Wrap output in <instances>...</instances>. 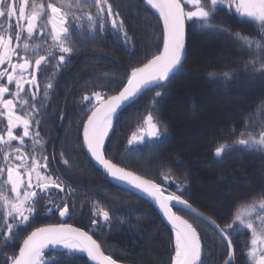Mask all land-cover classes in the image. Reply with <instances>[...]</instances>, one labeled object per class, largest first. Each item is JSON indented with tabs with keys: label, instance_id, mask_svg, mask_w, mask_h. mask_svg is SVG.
Returning <instances> with one entry per match:
<instances>
[{
	"label": "trees",
	"instance_id": "obj_1",
	"mask_svg": "<svg viewBox=\"0 0 264 264\" xmlns=\"http://www.w3.org/2000/svg\"><path fill=\"white\" fill-rule=\"evenodd\" d=\"M114 1L128 36L133 38L129 42L134 48H126L122 34L111 29L108 22L103 33L96 31L94 39L88 38V28L82 32L73 30L70 45L74 50L69 58L63 64L49 58L50 64L46 67L50 75L42 76V89L49 83L53 87L48 97L43 95V101L37 102L41 145L47 161L52 162L54 175L62 186L65 184L66 193L57 188L50 190L60 192L55 199L66 200L69 207L68 215L62 220H55V211L48 217L54 223L86 229L99 241L104 252L118 261L170 264L171 227L148 200L114 185L91 161L83 146L81 131L90 113L84 96L107 84L112 89L107 96L117 92L131 69L146 62L162 46L161 19L144 0ZM213 20L222 21L217 27L228 31L202 30L193 21H187V52L181 70L172 76L162 96L155 97L159 88H151L119 111L114 131L103 150L107 158L157 183L165 184L160 180L161 171L172 168L190 183L183 197L223 227L233 222L239 208L264 194V153L235 147L222 157L214 155L216 147L225 142L233 144L246 127L254 134L264 128V75L253 72L248 62L255 56L235 43L229 31L254 40L264 41V37L258 25L234 11L228 13L227 8L218 10ZM229 70L235 74L228 83L208 77L210 71ZM148 109H153L164 121L169 138L159 147L156 142L147 141L134 146L132 156L127 154L121 160L119 155L123 154L125 133H128L125 125L130 122L133 126ZM183 128L191 136L197 130L194 139L188 141L192 148L183 147L182 140L176 139ZM60 155L67 160L66 164L61 163ZM94 210H106L110 217L121 220L111 218L104 228L91 226ZM175 211L194 222L192 214L178 208ZM257 214L264 215L258 206ZM39 215L42 217V213L34 217L32 224L20 229L7 245L0 238V264H5L7 256L17 253L30 231L46 224ZM195 222L205 226L210 234L201 231ZM195 222L203 245L202 264H222L228 256L227 243L207 222L199 219ZM250 237V232L232 233L234 259L231 264H251L247 260ZM47 255H54L47 264H93L79 253L67 255L48 250Z\"/></svg>",
	"mask_w": 264,
	"mask_h": 264
},
{
	"label": "snow or ice",
	"instance_id": "obj_2",
	"mask_svg": "<svg viewBox=\"0 0 264 264\" xmlns=\"http://www.w3.org/2000/svg\"><path fill=\"white\" fill-rule=\"evenodd\" d=\"M144 3L159 13L163 22L162 46L159 47L146 63L139 67H133L127 76V82L116 95L107 96L106 93L94 92L91 96L85 95L84 101H94L89 108L91 115L83 123V141L91 157L101 165L107 175L120 182L127 183L133 188L151 197L159 206L164 216L172 225L175 235V251L171 257V264H202V245L197 227H194L195 219L211 224L214 229L227 242L228 260L225 264H231L234 256V244L232 233L245 231L251 233L250 247L247 251V260L251 264H264V215L257 214V206L260 212H264V194L251 202L244 204L233 215V222L221 227L212 217H205L202 212H198L188 200L183 199V189L177 185V191L165 195L161 183L145 179L132 171H128L117 166L104 154L105 138L109 130L113 127L117 110L124 104L134 102L144 90L159 88L161 91L155 93V97L162 95L171 80L173 74L178 73L185 58V23L193 21L196 26L204 30H212L218 33L228 31L218 28L213 17L218 10L225 7L227 12H235L236 15L253 22L259 26L260 33L264 37V0H144ZM17 12L16 2L8 3V0H0V20L5 16L9 19L16 17V24L13 28L9 24L7 29H3L0 24V66L7 63L8 67L0 68V117H6L7 127L4 134H0V153L3 155L4 165H0V238L5 245L16 235L19 230L29 226L40 199H45L42 194L48 193L51 188L63 191V187L58 178L54 179L47 175V157L37 155L35 146L41 145L39 131L32 132L30 127L33 123L39 124L35 119L39 113L36 107L38 100V75L43 66L47 65L49 58L54 53L48 51L46 55H40V44H31L34 39V32L39 29L41 33L44 28H40V22L47 17V23L51 25V40L53 46L62 53L58 60L62 64L66 61L64 54H71L72 47L67 43L73 29L69 27V17H75L77 21L86 18L88 23V38L94 39L98 30L103 33L107 27L106 21H111L114 31L123 33V38L127 41V32L124 31L123 21L120 20L118 12H114L109 0H54L45 6L43 3H32L30 11H26L28 0H19ZM95 8L93 15L90 11L84 12L83 16H75L73 8ZM119 21V23H117ZM22 22H26L22 23ZM75 28L83 31V25L77 24ZM8 32L7 38L3 34ZM25 32L27 35L25 36ZM234 42L247 49L255 59L249 61L253 72H260L264 75V41L254 40L241 33H235ZM24 40L22 49L19 44L13 48L12 41ZM21 51L24 53L21 55ZM30 53L32 55H30ZM18 62H13V56ZM32 56L34 66L31 63ZM22 61V62H19ZM259 64V67H256ZM247 68L248 65L246 64ZM10 69V70H9ZM25 73L28 75L26 76ZM235 73L231 70L222 73L210 71V79H221L225 83L230 82ZM6 77L7 82H4ZM15 85V90L11 85ZM28 85L26 90L25 85ZM36 86V92H32V86ZM53 85L47 84L44 88L45 96ZM27 92H31L32 109L25 111L24 115L18 114V106L25 109L29 100L25 98ZM12 98H5V96ZM107 97V98H105ZM144 124L147 129L141 128L134 132L129 138L128 144H142L149 138H159L161 135L160 125L156 122L151 112L145 117ZM23 128L22 135L16 134V129ZM247 133V135H245ZM235 133L233 132V135ZM6 136V138H5ZM28 137L33 142L31 155L25 153L21 155L25 146V138ZM13 141H18L19 146L13 147ZM240 147L250 152L264 153V128L258 134H254L245 128L240 137L233 144L221 143L214 155L222 157L224 152L230 148ZM10 149L11 151H6ZM19 161L20 163H14ZM41 160L44 162L41 163ZM67 163V161H65ZM44 169V172L41 171ZM7 174L6 180L3 179ZM35 178V183H33ZM170 180V173H162V182ZM10 186V187H9ZM181 194H177V193ZM178 210L190 213L194 217V222L189 223L181 215H177L174 207ZM47 211L52 213L58 211L60 217H65L69 212V207L58 204L47 207ZM255 216V218H253ZM99 217L107 223L110 221V214L101 210ZM257 220L259 223L257 224ZM92 225H98V220L93 219ZM62 247L67 255L77 252L86 253L88 258L95 264H117L110 255H106L101 245L93 239L87 231L77 227H72L64 223L49 224L44 227L34 228L20 243L18 252L7 256L5 264H47L44 260V250L48 247Z\"/></svg>",
	"mask_w": 264,
	"mask_h": 264
},
{
	"label": "rangeland",
	"instance_id": "obj_3",
	"mask_svg": "<svg viewBox=\"0 0 264 264\" xmlns=\"http://www.w3.org/2000/svg\"><path fill=\"white\" fill-rule=\"evenodd\" d=\"M13 2V0H8V3H12ZM15 2H16V7H17V12H18V9H19V6H20V4H19V0H15ZM49 2H54V0H28V5H26V11H30V6H31V4L32 3H35V4H41V3H43L45 6L47 5V3H49ZM72 2L74 3V0H72ZM109 2L112 4V8H113V11L114 12H118L119 13V16H120V20H122L123 21V18L121 17V15H120V9H119V6L115 3L116 1H114V0H109ZM148 6V5H147ZM149 7V6H148ZM150 8V7H149ZM226 8V7H225ZM150 9H152V8H150ZM72 11L75 13V16H83V13L84 12H91L93 15H95V13H96V9L93 7V10H91V9H88V8H83V9H81V8H73L72 9ZM152 11H154L153 9H152ZM234 11V10H233ZM155 12V11H154ZM160 18V17H159ZM84 20H86V18H84ZM16 22H17V20H16V17L14 16V17H12L11 19H9L7 16H5L2 20H0V24H2V26H3V29H7L8 28V26H9V24H11L12 26H13V28H14V26H15V24H16ZM109 23V27H111V21L110 20H108V21H106V23ZM124 22V21H123ZM192 22V21H191ZM22 23H25L26 24V22H22ZM82 24L83 25V28H88V23H87V20H86V23L83 21V20H80V21H77L76 19H75V17H69V27L70 28H72L74 31H77V30H79V29H77V28H75V25H77V24ZM117 23H119V21H117ZM124 24V23H123ZM98 26V25H97ZM124 26V25H123ZM40 28H44V32L43 33H41L40 31H39V29H37L35 32H34V39H32L31 41H29L31 44H36V43H39L40 44V51H39V54L40 55H46L47 54V52L48 51H51V52H53L54 54H57V56L56 55H54L53 57H51L52 59H56L57 61H56V63H60L59 62V60H58V57H59V55H61L62 53H60L59 52V49L57 48V47H54L53 46V42H52V40H51V31H52V29H51V25L50 24H48L47 23V17H44V19H43V21H41L40 22ZM111 29H112V27H111ZM97 31H98V28H97ZM124 31H126V29L124 28ZM155 32L154 33H156L158 30L155 28V30H154ZM73 32V31H72ZM100 32V31H99ZM115 32H117V31H115ZM88 33V32H87ZM96 33V32H95ZM119 33H121V32H119ZM4 35H5V37L7 38V35H8V32L7 31H5L4 33H3ZM122 34V36H123V33H121ZM27 35V33L25 32V36ZM70 37H71V35H70ZM70 37L68 38V40H67V43L70 45V44H72L71 43V40H70ZM127 37H128V39H127V41H125V40H123L122 41V43L124 44V45H127V47L126 48H134V45L133 44H131V42H129V40H131V39H133L132 38V36H128V32H127ZM25 41L24 40H21V41H16L15 39H13V41H12V47L13 48H15L16 46H17V44H19L20 45V47H21V49H22V46H23V43H24ZM71 46V45H70ZM72 47V49H73V45L71 46ZM74 50V49H73ZM24 53L21 51V55H23ZM30 55H32L31 53H30ZM65 56H66V59L67 58H69V54H64ZM13 62H18L17 61V57L14 55L13 56ZM34 59H35V57L34 56H32V60H31V63H32V65L34 66ZM19 62H22V61H19ZM65 63V62H64ZM145 63V62H144ZM47 64H50V62H49V60H48V62H47ZM61 64V63H60ZM63 64V63H62ZM142 65V64H141ZM47 66V65H46ZM46 66H43L42 68H41V70H40V73H39V75H38V77H37V79H38V85H39V92H38V100H37V102L38 101H43V95L45 96V92H44V89H42V76H44V75H50V73H49V71H48V68L46 67ZM140 66V65H139ZM2 67H8V65H7V63L5 64V65H3V66H0V68H2ZM138 67V66H137ZM10 70V69H9ZM25 75L27 76L28 74L27 73H25ZM109 76V75H108ZM126 81H127V78H126ZM126 81L124 82V84L126 83ZM4 82L6 83L7 82V79H6V77L4 78ZM48 82H50L49 80H48ZM123 84V85H124ZM109 86H111L110 84H107V85H105V86H101L100 85V87L98 88V89H96V90H91L92 92H90L89 94H88V96H91L92 95V93H94V92H102V93H108V92H110L112 89H110L109 88ZM11 87V89L12 90H15V85L13 84V85H11L10 86ZM25 88H26V90L28 89V85L26 84L25 85ZM122 88V87H121ZM120 88V89H121ZM119 89V90H120ZM118 90V91H119ZM166 90H167V88H165V89H163L162 90V95L164 94V92H166ZM117 91V92H118ZM157 91H161V89H157L156 90V92ZM32 92H36V86L35 85H33L32 86ZM155 92V93H156ZM116 93V92H115ZM115 93H113V94H115ZM25 95V98L26 99H28L29 100V104L26 106V108L25 109H20L19 108V106H18V114H20V115H24V113H25V111H31V109H32V100H31V92H27L26 94H24ZM112 95V94H111ZM111 95H109V96H111ZM161 95V96H162ZM46 97V96H45ZM48 97V96H47ZM5 98H12V97H10V96H7V94H6V96H5ZM105 98H107V97H105ZM37 102H36V107L39 109V106L37 105ZM49 103V102H48ZM92 103H94V101H87V105H88V109L91 107V104ZM181 108L179 107V110H177L178 112H180L181 110H180ZM196 110H197V108H196ZM151 112V114L153 115V117L155 118V120H156V122H158L159 123V125H160V132H161V135H160V137L159 138H155V139H153V138H149L148 140H147V142L150 144V143H155L156 142V147H159V145L161 144V143H163V142H166L167 140V137L169 138V130H168V128L166 127V124L164 123V121H161V118L159 117V115H157L156 114V112H154L153 111V109H148L143 115H141L139 118H137V122L132 126V124L130 125V122H129V124L128 125H125V130L128 132V133H125V139H126V141H125V144H123V149H122V156L121 155H119L120 156V158H121V160H123L124 158H126L127 156V154H130L129 156H132V147H134V146H138V145H141V144H134V145H129L128 144V141H129V138L132 136V134L134 133V132H138L141 128H143V129H147V125H145L144 124V120H145V117L149 114ZM40 114V109H39V113L36 115V117H35V119L36 120H38L39 121V119H38V115ZM88 117V116H87ZM87 117H86V119H87ZM115 119H114V122H113V127L109 130V134H108V136L105 138V142H104V145L106 144V142H107V140L110 138V135L112 134V132L114 131V127H115ZM6 127H7V119H6V117H0V134H4L5 132H6ZM38 125L36 124V123H33L32 125H31V127H30V130L34 133V132H36V131H39V129H38ZM189 127L186 125V129H188ZM83 129V128H82ZM183 131H181V132H178V135L176 134V139H179V140H182V145H183V147H187V148H192L191 146V143L190 142H188L189 141V139L191 140L194 136H196L195 134H196V131H195V133H193L194 135H190L189 133H188V131H186V130H184V128L182 129ZM16 131V134H18V135H22V132H23V128H22V126H20L18 129H16L15 130ZM39 133H40V131H39ZM81 133H82V131H81ZM127 135V136H126ZM40 137H41V134H40ZM40 137H39V139H40ZM5 138H6V136H5ZM194 139V138H193ZM41 141V140H40ZM42 142V141H41ZM145 143V142H144ZM143 144V143H142ZM17 146H19V142L18 141H13V147H17ZM217 148V147H216ZM215 148V149H216ZM215 149H214V153H215ZM6 151H11L10 149H5ZM32 151H33V142H32V140L30 139V138H28V137H26L25 138V146L22 148V152H21V155H23V154H25V153H27V154H29V156L31 155V153H32ZM35 151H36V153H37V155H40V156H44L45 154H44V148H43V145H37V146H35ZM186 151V150H185ZM45 153H46V151H45ZM129 156H128V158H129ZM186 156H188V155H186ZM63 157V155H60V158L62 159L61 161V163H64V164H66L65 163V161H67L65 158H62ZM13 162L14 163H20L19 161H15L14 159H13ZM44 161L43 160H41V163H43ZM5 164V162H4V160H3V155H2V153H0V165H4ZM53 170V171H52ZM41 171L42 172H44V169H41ZM54 173L56 174V172H55V170L53 169V166H52V162L50 161V163L47 161V171H46V174L47 175H51L54 179H56V178H58V177H56V175H54ZM162 173H164V174H168V173H170V180L169 181H163L165 184H162V187H164L165 189H167L168 191H170V193L171 192H176L177 191V185H180L181 186V188L183 189V195L186 193V192H188L189 190H188V188L190 187V183L186 180V179H184V177H182V176H180V175H178L177 173H175L173 170H172V168H167V170H162L161 171V181H162ZM6 178H7V174H6V172H5V174H4V177H3V179L4 180H6ZM0 183H2V181H0ZM33 183H35V178H33ZM157 183V182H156ZM159 183V182H158ZM65 185V184H64ZM62 186L63 187V192L64 193H66L65 192V186ZM10 187V186H9ZM58 193H60V192H52L51 190L48 192V193H44V194H42L43 196H45V199H40L39 200V203L37 204V212L35 213V215H34V217H37V215L38 214H41L42 213V217H41V215H39V217H41V218H43V219H45V223L46 224H55L54 223V221L55 220H58L59 218L62 220V219H64V218H66V216L68 215V214H66V216L65 217H60L59 216V212L58 211H55L56 213H57V216L55 217L56 219L54 220L53 218H51V217H48V215H50L51 213H49L48 211H47V207H50V206H52V205H56V204H58L61 208L62 207H64V204H67L68 205V203H66L67 201L66 200H64L63 202L61 201V199L60 198H58V199H55V196H56V194H58ZM177 194H181V193H177ZM183 195H182V198L183 199H185L184 197H183ZM203 196H205V195H203ZM205 198V197H204ZM96 210V209H95ZM94 210V214H93V217H90L91 218V220H90V223H89V225H91V226H93L92 225V221H93V219H97L98 220V225L97 226H99V227H105V226H108L107 224L110 222H107V223H105L103 220H102V218H100L99 217V212L101 211V210H99V211H95ZM104 211H106V210H104ZM44 214H47V217H43V215ZM34 217H33V219H34ZM111 218H118V217H110V219ZM253 218H255V217H253ZM33 219L31 220V222H30V224L29 225H31L32 224V221H33ZM118 220L120 221L121 219H119L118 218ZM197 225H198V227L200 228V230L202 231V230H205L206 232H207V234H210L209 233V231H208V229L205 227V226H202V225H200L199 223H197V222H195ZM259 223V221L257 220V224ZM46 224H44V225H46ZM42 225H43V223H42ZM42 225H40V226H42ZM74 225V224H73ZM0 227H2V226H0ZM37 227H39V226H37ZM96 227V226H95ZM86 230V229H85ZM89 232V231H88ZM172 234H173V236H172V241H173V244H172V253H171V257L174 255V251H175V235H174V232L172 231ZM250 240H251V237H250ZM250 240H249V243H250ZM98 241V240H97ZM99 242V241H98ZM100 244V243H99ZM251 245L249 244V247H250ZM48 250H56V251H61V252H64V253H66V251L64 250V249H52V248H47V249H45L44 250V260L46 261V262H49L51 259H52V257H54V255H52V256H48L47 255V251ZM75 254V253H74ZM78 254V253H77ZM80 254V253H79ZM202 257H203V255H202ZM124 263H126V262H124ZM170 264H171V262H170Z\"/></svg>",
	"mask_w": 264,
	"mask_h": 264
},
{
	"label": "water",
	"instance_id": "obj_4",
	"mask_svg": "<svg viewBox=\"0 0 264 264\" xmlns=\"http://www.w3.org/2000/svg\"><path fill=\"white\" fill-rule=\"evenodd\" d=\"M154 10V9H153ZM157 14H158V16H159V13L156 11V10H154ZM161 22H162V20H161ZM162 25H163V22H162ZM185 44H186V52H187V22L185 23ZM186 52H185V57H186ZM184 60H185V58H184ZM147 62V61H146ZM145 62V63H146ZM184 62V61H183ZM141 66V65H140ZM139 67V66H138ZM131 72V71H130ZM174 75V74H173ZM127 82V81H126ZM123 87V86H122ZM154 88V87H153ZM122 89V88H121ZM120 89V90H121ZM119 90V91H120ZM118 91V92H119ZM145 91H147V90H144L143 92H142V94L145 92ZM118 92H116L115 94H112V95H116V94H118ZM142 94H140L139 95V97L142 95ZM138 97V98H139ZM137 98V99H138ZM136 100V99H135ZM130 103H132V102H129V103H126V104H124V105H122L118 110H117V113H116V116H117V114L119 113V111L122 109V108H124L125 106H127V105H129ZM89 115H91V111H90V113H89ZM116 116H115V118H116ZM114 118V119H115ZM87 120V119H86ZM85 120V121H86ZM81 135H82V141H83V129H82V133H81ZM83 146H84V141H83ZM84 149H85V151H86V153H87V155H88V157L91 159V161L95 164V166L97 167V168H99L106 176H107V178L114 184V185H117V186H119V187H121V188H124V189H127V190H129V191H131V192H133L134 194H136V195H138V196H140V197H142V198H144V199H146V200H148L153 206H154V208L157 210V212L160 214V216L162 217V219L171 227V229H172V225L169 223V221H168V219L164 216V214H163V212L160 210V208H159V206L155 203V201L151 198V197H148L145 193H143V192H141V191H139V190H137V189H135V188H133L131 185H129V184H127V183H124V182H120V181H118V180H115V179H113V178H111V177H109L108 175H107V173H106V171H105V169L101 166V165H99L92 157H91V154L87 151V148L84 146ZM105 154V153H104ZM105 157H106V155H105ZM107 158V157H106ZM107 159H109V158H107ZM111 162H113L114 164H116L117 166H119V167H122V168H124V169H126V170H128V171H132V172H134L135 174H137V175H139V176H141V177H143V178H145V179H148V180H152V179H149V178H147V177H145V176H143V175H141V174H139V173H137V172H135L134 170H131V169H129V168H126V167H124V166H122V165H119V164H117L116 162H114V161H112L111 159H109ZM154 181V180H153ZM155 182V181H154ZM163 189H164V192H165V195H167L168 193H170V191H168L167 189H165L164 187H163ZM193 206V205H192ZM195 209H197V211L198 212H202V211H200L198 208H196L195 206H193ZM175 208H179V206H177V207H174V211H175ZM203 214H204V216L205 217H210V216H208V215H206L204 212H202ZM177 215H181L180 213H178L177 212ZM184 219H187V218H185L183 215H181ZM188 220V219H187ZM189 221V220H188ZM189 223H191L190 221H189ZM55 224H60V223H55ZM64 224H67V225H71L72 227H77V228H80V229H82V230H84V231H87V230H85L84 228H82V227H79V226H76V225H73V224H69V223H64ZM209 224V223H208ZM47 225H49V224H46V225H42V226H39V227H44V226H47ZM211 225V224H210ZM212 226V225H211ZM213 227V226H212ZM37 228V227H36ZM214 228V227H213ZM34 230V229H33ZM173 230V229H172ZM31 232V231H30ZM29 232V233H30ZM88 232V231H87ZM28 233V234H29ZM89 233V235H91L92 237H93V239H95L96 241H97V239L90 233V232H88ZM27 234V235H28ZM219 234V233H218ZM220 235V234H219ZM221 236V235H220ZM201 239V238H200ZM98 242V241H97ZM226 242V241H225ZM99 243V242H98ZM227 243V242H226ZM201 245H202V241H201ZM49 248H51V246L49 247ZM102 248V247H101ZM19 249V248H18ZM47 249V248H46ZM103 250V249H102ZM104 251V250H103ZM18 252V251H17ZM78 253H80V254H83V255H85L87 258H88V256H87V254L86 253H83V252H78ZM106 255H109V254H107L106 252H104ZM202 255H203V245H202ZM112 257V256H111ZM113 258V257H112ZM89 259V258H88ZM114 259V258H113ZM201 259H202V257H201ZM234 259V256H233V258H232V260ZM90 260V259H89ZM114 260H116V259H114ZM228 260V256L226 257V259L223 261V263L222 264H225V262ZM93 264H95V262L94 261H92V260H90ZM116 262H117V264H128V263H124V262H121V261H118V260H116Z\"/></svg>",
	"mask_w": 264,
	"mask_h": 264
},
{
	"label": "bare ground",
	"instance_id": "obj_5",
	"mask_svg": "<svg viewBox=\"0 0 264 264\" xmlns=\"http://www.w3.org/2000/svg\"><path fill=\"white\" fill-rule=\"evenodd\" d=\"M48 248H49V247H48ZM51 248H52V249H53V248H54V249H59V248H60V249H63V248L60 247V246H56V247H52V246H51ZM77 253H78V252H77Z\"/></svg>",
	"mask_w": 264,
	"mask_h": 264
}]
</instances>
